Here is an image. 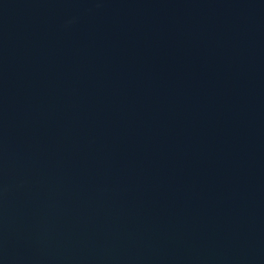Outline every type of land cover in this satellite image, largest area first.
Wrapping results in <instances>:
<instances>
[{
	"label": "water",
	"instance_id": "obj_1",
	"mask_svg": "<svg viewBox=\"0 0 264 264\" xmlns=\"http://www.w3.org/2000/svg\"><path fill=\"white\" fill-rule=\"evenodd\" d=\"M0 264H264V0H0Z\"/></svg>",
	"mask_w": 264,
	"mask_h": 264
}]
</instances>
